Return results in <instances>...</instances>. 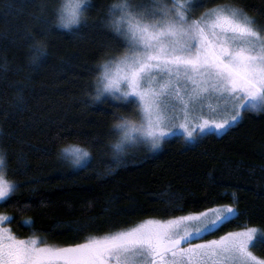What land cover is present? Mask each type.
Returning <instances> with one entry per match:
<instances>
[{
    "label": "snow or ice",
    "instance_id": "snow-or-ice-1",
    "mask_svg": "<svg viewBox=\"0 0 264 264\" xmlns=\"http://www.w3.org/2000/svg\"><path fill=\"white\" fill-rule=\"evenodd\" d=\"M208 2L111 0L104 5L100 24L113 33L110 43L124 51L94 65L92 91L85 94L90 104H108L111 98L118 104L110 108L128 110L112 113L115 142L106 146L96 137L88 141L98 144L101 153L111 148L106 174L125 163L122 156L129 148L143 145L155 151L177 128L183 130L180 135L186 143L199 142L205 134H226L243 119L244 112L264 113V23L234 3L206 6ZM0 6L6 14L18 15L33 5L32 0H19V5L16 0H0ZM99 7L96 0H39L37 11L29 12L37 32L23 26L10 38L0 34L7 38V43L0 39V48L24 40L31 50L29 64L14 69L25 73L21 81L9 82L15 88L12 113L24 110L25 90L32 79L27 69L35 71L47 55L53 26L76 35L90 26L88 17ZM200 8L203 11L194 15ZM8 63L5 57L0 64V80L9 71ZM212 98L215 107L206 103ZM206 109L210 114H205ZM10 114L3 109L0 118ZM3 135L0 127V141ZM17 140L26 144L20 137ZM27 146L34 155L46 154L38 145ZM57 156L81 171L92 167L86 146H65ZM260 156L264 158V152ZM8 157L7 148L0 144V202L11 201L21 187L6 178ZM16 159L27 160L23 147ZM20 171L26 184L38 179L28 175L26 166ZM232 195L238 200L235 192ZM167 203L171 207L163 211L182 210L172 198ZM238 214L234 204H220L169 218H147L82 242L51 246L35 234L18 237L6 226L11 218L0 213V264H264V257L252 251L264 246V231L254 226L204 239ZM25 222L29 227L34 224L30 217Z\"/></svg>",
    "mask_w": 264,
    "mask_h": 264
},
{
    "label": "trees",
    "instance_id": "trees-1",
    "mask_svg": "<svg viewBox=\"0 0 264 264\" xmlns=\"http://www.w3.org/2000/svg\"><path fill=\"white\" fill-rule=\"evenodd\" d=\"M110 2L96 0L100 7L88 17L90 26L76 35L53 26L47 38V55L35 71L27 69L32 79L25 90L23 112H11L15 88L9 82L21 81L25 73L14 69L29 64L31 50L24 40L0 48V64L5 57L9 62V71L0 80V111L11 113L7 119L0 118L4 130L0 144L9 154L6 178L21 185L11 201L0 202V213L11 218L6 225L18 237L35 234L49 245L65 246L147 218H169L232 203L239 214L205 237L250 226L264 231V158L260 156L264 152V113L244 112L243 119L226 134H205L199 142L186 143L174 134L153 152L143 145L131 147L122 156L125 163L113 173H105L112 159L111 148L105 147L101 153L98 144L88 141L96 137L106 146L115 142L112 113L126 114L128 110L110 108L118 104L111 98L108 104H90L85 93L92 91L94 65L124 51L110 43L113 33L100 24L104 5ZM220 2L243 7L264 23V0H209L206 6ZM16 3L19 5V0ZM38 3L32 0L33 6L18 15L6 14L0 6V34L7 33L10 38L23 26L37 32L29 12H36ZM201 11L203 8L194 15ZM7 38L0 35L6 43ZM17 137L26 144L21 145ZM31 144L46 154H32L27 146ZM72 144L89 148L92 167L81 171L58 158L57 153ZM22 147L27 160L18 161L16 154ZM25 166L29 176L38 178L36 182L25 183L27 178L20 171ZM169 198L182 210L163 211L171 207ZM130 208L138 211H122ZM29 217L34 221L31 227L25 222ZM78 225L83 227L67 230ZM252 251L264 257V246Z\"/></svg>",
    "mask_w": 264,
    "mask_h": 264
},
{
    "label": "rangeland",
    "instance_id": "rangeland-1",
    "mask_svg": "<svg viewBox=\"0 0 264 264\" xmlns=\"http://www.w3.org/2000/svg\"><path fill=\"white\" fill-rule=\"evenodd\" d=\"M206 103H210V104H212V106L213 107H215V105H216V101H215V99L214 98H212V99H210V100H208V101H206ZM205 114L207 115V114H210L208 111H207V109L205 110ZM219 114H223L222 112L221 113H219ZM177 123H179V120L177 121ZM182 129H179V128H177V129H175V132H174V134H181L182 133ZM173 134V135H174ZM216 134H221V133H219V132H217ZM156 151V150H155ZM153 152V151H152ZM213 207H215V206H213ZM203 211V210H202ZM7 226V225H6ZM8 227V226H7ZM255 227V226H254ZM256 228H258V227H256ZM240 230V229H239ZM233 231H238V230H233ZM92 238H94V237H92ZM215 238H218V237H205L204 236V239H215ZM195 242V241H194ZM52 246V245H51Z\"/></svg>",
    "mask_w": 264,
    "mask_h": 264
}]
</instances>
